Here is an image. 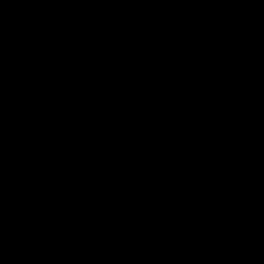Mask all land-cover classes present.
Wrapping results in <instances>:
<instances>
[{"label":"water","instance_id":"95a60500","mask_svg":"<svg viewBox=\"0 0 264 264\" xmlns=\"http://www.w3.org/2000/svg\"><path fill=\"white\" fill-rule=\"evenodd\" d=\"M0 264H264V0H0Z\"/></svg>","mask_w":264,"mask_h":264}]
</instances>
